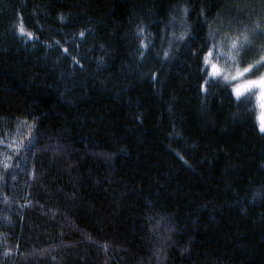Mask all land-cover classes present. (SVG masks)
Masks as SVG:
<instances>
[{
	"label": "trees",
	"instance_id": "obj_1",
	"mask_svg": "<svg viewBox=\"0 0 264 264\" xmlns=\"http://www.w3.org/2000/svg\"><path fill=\"white\" fill-rule=\"evenodd\" d=\"M218 46L255 65L264 0H0V264H264L260 107Z\"/></svg>",
	"mask_w": 264,
	"mask_h": 264
},
{
	"label": "snow or ice",
	"instance_id": "obj_2",
	"mask_svg": "<svg viewBox=\"0 0 264 264\" xmlns=\"http://www.w3.org/2000/svg\"><path fill=\"white\" fill-rule=\"evenodd\" d=\"M261 27L262 26L259 23H257V25L255 26L256 30H259ZM21 32H22V34H25L23 32L22 27H21ZM256 34H258L257 31H254L253 36H255ZM27 35L29 36V38H31V34H27ZM244 40L246 42H250L248 40V36H245ZM231 48L233 50H237V53H238V45H237L236 41H234L232 43ZM230 55H231V53H230ZM211 57H212V52H211V50H209L208 55L204 58V63H205V65L211 64L213 72L210 73V75H212V76L220 75L223 70L217 69L216 63H214L212 61ZM233 59H234V57H233ZM261 64H264V56H261L255 65H250L248 68H245L243 70V72L237 71L236 75L229 77V74L227 72H225L223 75V79L225 81H229L230 79L231 80H237L240 76L244 75V73L252 71L253 68H256L257 70H259V65H261ZM205 83H208V81H205ZM253 89H259V92H254ZM233 92L235 93L238 100L240 99V97L242 95L245 94V92L251 93V95L255 96L256 99L260 102L261 107L264 108V75H261L256 80H252L251 78H247L245 85H241V84L235 85L233 87ZM260 131L262 133H264V120L261 121ZM5 167H7V165H5Z\"/></svg>",
	"mask_w": 264,
	"mask_h": 264
},
{
	"label": "rangeland",
	"instance_id": "obj_3",
	"mask_svg": "<svg viewBox=\"0 0 264 264\" xmlns=\"http://www.w3.org/2000/svg\"><path fill=\"white\" fill-rule=\"evenodd\" d=\"M232 35H235V34H232ZM229 41L232 42V43H233L234 41H236L237 44H239V43L241 42V36H240V37H232L231 39H229ZM221 45H222V43H221ZM226 48H227V46H226ZM223 49H224V48H222V47H220V46H218V49H217V47L214 48V50L212 51V54H213V55H212L211 59H212V61H213L214 63H215V61H216V64H217V63H221V64H222V65H221L220 67H218L217 69H222V70H223L222 72H226L227 66H228V64L231 62V58H230L229 56L225 57L227 51H226V52H223ZM227 49H228V48H227ZM244 49H245L244 47H238V53H237V50H235V51H234V54H233V56H232V58H233V57H234V59H235V57H236V58H241ZM228 53L230 54V51H229V50H228ZM219 54L221 55L220 57H219ZM230 56H231V55H230ZM263 56H264V54H263ZM244 58H246V57H245V52H244V54H243V59H244ZM219 60H221V62H217V61H219ZM231 65H232V63H231ZM247 68H248V67H247ZM208 69L210 70L211 73L213 72V69H212L211 64H209ZM254 69H255V68H253V70H254ZM243 70H244V69L241 68V67H239V66H233V65H232V66L227 70V73L229 74V77H231V76H233V75H236L237 71L243 72ZM253 70H252V71H253ZM249 73H251V71H250V72H246V73H244V75L240 76L237 80H233V81L235 82V84L233 85V87H234L235 85H237V84L245 85L246 77L248 76ZM261 75H264V72H263L262 74H260L259 76H257L256 78L252 79V80H256V79H257L258 77H260ZM245 76H246V77H245ZM236 81H237V82H236ZM233 87H232V92H233ZM253 91H255V92H259V89H253ZM245 93H248V92H245ZM233 95L235 96V98H237L234 92H233ZM242 96H243V95H242ZM258 103H259V107H260V113H259V115H258L257 124H258V129H259V131H260L261 121L264 120V108L261 107V104H260L259 101H258ZM260 132H261V131H260Z\"/></svg>",
	"mask_w": 264,
	"mask_h": 264
}]
</instances>
